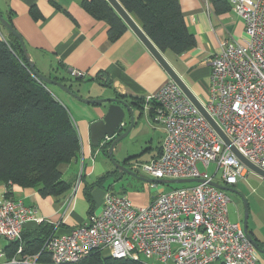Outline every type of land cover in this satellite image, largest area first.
<instances>
[{
	"label": "built area",
	"instance_id": "built-area-1",
	"mask_svg": "<svg viewBox=\"0 0 264 264\" xmlns=\"http://www.w3.org/2000/svg\"><path fill=\"white\" fill-rule=\"evenodd\" d=\"M227 1L242 19L246 38L223 41L221 50L207 59V99L199 102L228 141L169 79L148 98L153 119L165 129L160 153L130 167L151 178L200 181L162 192L142 207L127 195L107 191L102 210L89 214L86 223L49 235L38 253H24L18 245L0 264H42V251L54 263H72L96 249L115 258L144 256L174 264H258L241 221L228 218V195L211 184L232 186L248 174L233 148L264 170V0ZM70 75L84 73L72 70ZM198 163L205 168L214 163L216 169L209 175ZM218 170L222 182L214 179ZM41 220L20 200L0 197V239L19 242L26 223ZM5 254L0 249V256Z\"/></svg>",
	"mask_w": 264,
	"mask_h": 264
},
{
	"label": "crops",
	"instance_id": "crops-1",
	"mask_svg": "<svg viewBox=\"0 0 264 264\" xmlns=\"http://www.w3.org/2000/svg\"><path fill=\"white\" fill-rule=\"evenodd\" d=\"M81 1L0 0V13L11 17L14 28L21 35L30 58L40 73L46 76H51L49 73H53V76L63 77L68 82L74 81L79 89H73V91L78 94L82 93L81 96L84 97H118L117 95H121L118 98L126 101L133 110V122L131 124L130 116L127 115L118 134L126 131L131 125L129 133L143 123L153 124L152 128L155 130L156 125L160 123L153 119L154 114L152 116L148 98L169 81L168 74L129 28L116 40L110 41L106 22L92 17L82 7ZM179 4L184 14V22L194 34L196 43L179 56L169 51H160L196 98L204 102L207 99L210 74L207 59L221 50L225 40L242 43L246 38L244 23L231 8L216 11L215 4L209 0H179ZM32 7H36L39 18L33 19L31 16ZM136 23L139 25L138 22ZM4 35L5 32L0 30V38ZM72 70L84 73L81 80H75L70 75ZM93 85H97L99 89L92 88ZM102 87L110 88L111 93L103 92ZM92 91L95 96L92 95ZM62 94L55 93L67 109L69 107L72 110L71 117L77 127L81 142V151L63 166L64 171L67 167L77 166L80 160L82 164L85 159L89 160L93 155L98 156L102 153L100 149H94L90 142L89 125L92 121L99 119L105 109L103 105L85 103L82 105L78 103L80 101L65 92ZM161 130L160 144L154 147L155 152L144 162L159 154L165 136L163 125ZM152 148L147 147L146 149H150L151 152ZM91 161L92 164L85 168L86 171L79 174V178H64L71 182L72 186L62 198L42 197L35 188L31 187L11 186V195L8 197L20 200L27 207L35 209L37 216L42 219L40 222H27L23 228V234L31 236L30 234L43 224H51L54 234L67 233L74 226L86 223L89 214L99 213L102 210L105 191L127 195V184L123 182L122 176L130 175L124 173L120 177L119 171L114 166L105 165L103 160L99 163L96 158ZM116 161L122 165L124 163ZM82 166L83 164L81 169ZM113 172H116L115 175ZM105 173H110V178L108 177L103 184L94 185L89 189L92 201L90 203L85 196L84 188ZM130 177L140 180L133 176ZM5 191V185L0 184V197L5 194ZM158 194L153 196L148 203ZM248 230L258 245L264 248V234L258 235L259 232L254 226L250 228L249 224ZM7 245L5 240L0 239V249L5 251ZM19 245L23 247L21 242ZM254 254L258 264H264V255L256 249H254ZM139 260L142 264H174L172 260L161 262L144 256H141ZM209 264L222 263L213 261Z\"/></svg>",
	"mask_w": 264,
	"mask_h": 264
},
{
	"label": "trees",
	"instance_id": "trees-1",
	"mask_svg": "<svg viewBox=\"0 0 264 264\" xmlns=\"http://www.w3.org/2000/svg\"><path fill=\"white\" fill-rule=\"evenodd\" d=\"M118 1L159 50L179 56L195 45V36L184 22L179 0ZM209 1L215 4L216 11L230 9L227 0ZM81 5L92 17L106 22L110 41L127 30L125 22L108 1L82 0ZM30 14L33 19L40 17L36 7L30 9ZM2 16L14 27L11 17ZM0 30L5 32L0 38V184L5 185L7 196L11 195L12 185H19L35 188L42 197L62 198L72 186L63 179V166L81 150L78 130L69 110L50 89V84L39 81L30 71L18 38L1 24ZM47 77L61 81L73 90V83L65 78ZM73 78L81 80L82 77ZM150 110L153 116V106ZM108 146L109 142H106L100 151L104 153ZM109 176L110 173H105L86 185L85 196L90 203L89 189L103 184ZM53 233L51 224L39 226L31 236L22 231L21 241L6 246V255L12 256L20 242L24 253H38ZM39 259L42 264H57L46 251L40 252ZM63 264L142 262L128 257L115 258L96 249L76 262Z\"/></svg>",
	"mask_w": 264,
	"mask_h": 264
},
{
	"label": "rangeland",
	"instance_id": "rangeland-1",
	"mask_svg": "<svg viewBox=\"0 0 264 264\" xmlns=\"http://www.w3.org/2000/svg\"><path fill=\"white\" fill-rule=\"evenodd\" d=\"M49 74L53 76V73H49ZM72 83H74L73 89L78 90L79 88H77V86L75 85V82L73 81ZM92 88L99 89L97 85H93ZM102 88H103L102 89L103 92L106 91L107 94L111 93L110 88H107V87H102ZM50 89L54 91V93H59L60 95H63L62 94L63 92L59 90L57 86L50 85ZM81 94L82 93H79L80 96ZM92 95L95 96L94 91H92ZM81 97L90 98V99L103 98V97H84V96H81ZM78 103H82V102H78ZM82 105L84 104L82 103ZM68 109H69V113L72 114L71 113L72 110L69 107ZM152 127H153V124L147 125V123H143V124H140V126H138L137 128L132 129L124 138L119 140L117 144L115 145L113 149L114 159L123 161L126 164V167H129L133 165L134 163L141 164L145 160L150 158V156L155 152L154 147L160 144L161 136H162V130H161L162 124L161 125L157 124L155 130ZM150 140L152 141L150 142ZM147 147H153L152 148L153 150H151L150 152V149L149 150L146 149ZM107 149H104V153H103L104 156L102 153H99L98 156L93 155L94 158L93 157L91 159L89 158V160L85 159V161L82 162L83 164L82 169H81V165H82L81 160L79 161V164L77 166L67 167L63 171V179L64 178L74 179L75 177L79 178V174L83 173L84 170L86 171L85 168H87L89 164H92L91 160L95 158L97 162L100 163V161L103 160L105 165L112 167L113 165L107 158ZM197 166L199 170L201 171H204L206 169L209 175H212L216 169V165L214 163H210L206 168L201 163H198ZM113 173L115 175L116 172H113ZM138 174L142 175L146 179H151V177H149L143 171H141ZM122 178H123V182L127 184L126 185L127 196L135 207L145 206L152 199V197L155 196L156 194L166 192L175 187H180L183 184V183L182 184H162V183L149 182V181H143V180L140 181V180L134 179L127 175H123ZM154 179H157V178H154ZM214 179L216 181L222 182L220 170L216 172ZM166 180H169V179H166ZM228 187L230 188V190H227L225 192L229 197V201L227 205L229 220L232 222H236V221L238 222L242 220L243 214H244V203L246 202L247 208H248L249 227L251 228V226H254L256 231L259 232L258 235L264 234V178L249 169V172L247 175H245V177L239 178L238 182L235 185L228 186ZM5 241L8 244L11 243V241H7V240ZM103 251H105L106 253L108 252L107 250H103ZM6 259H7V256L5 255L2 257L0 256V262L5 261Z\"/></svg>",
	"mask_w": 264,
	"mask_h": 264
},
{
	"label": "water",
	"instance_id": "water-1",
	"mask_svg": "<svg viewBox=\"0 0 264 264\" xmlns=\"http://www.w3.org/2000/svg\"><path fill=\"white\" fill-rule=\"evenodd\" d=\"M112 6V8L118 13V15L125 22L126 26L138 37V39L144 44L147 50L151 53V55L155 58V60L159 63L162 69L168 74L169 78L172 79L179 87L183 90L186 96L196 105L199 111L205 116V118L211 123V125L215 128L217 133L226 141L228 139L216 125V123L211 119V117L206 113L202 105L196 96L192 93V91L188 88V86L184 83L181 77L175 72V70L171 67L165 57L162 55L161 51L157 48V46L147 37L142 28L136 23V21L129 15V13L123 8V6L119 3L118 0H106ZM0 24L7 29L10 33L15 35L21 45L24 56L27 60L28 66L32 74L41 82L45 84H50L57 86L61 91L75 98L76 100L85 103V104H96L103 105V109H105L103 115L90 123L89 131H90V142L93 147L100 149L101 145L104 141L109 142V147L107 149V158L111 162V164L119 171V176L121 177L124 173L130 176L136 177L143 181L149 182H157L162 184H182L186 182H198L199 179H146L142 175L132 171L131 169L125 167L120 162H117L113 157V149L117 142L124 138L128 131L131 128V125L128 127L126 131L121 134H118L120 130V126L123 123L125 117L127 115L130 116L131 124L133 122V110L131 106L118 97H103V98H83L78 93L70 89V87L66 86L61 81L56 79L47 77L41 74L36 68L33 61L30 58L27 47L21 37V35L17 32V30L9 24V22L0 14ZM235 154L239 157V159L253 172L257 173L261 177L264 178V170L258 168L257 166L251 164L247 161L242 155H240L237 150L233 148ZM212 185L215 187L227 191L230 190L228 186L212 182ZM243 229L248 239L253 244L254 249L259 251L264 255V248L260 247L256 240L252 237L251 233L248 230V208L247 203H244V214L242 218Z\"/></svg>",
	"mask_w": 264,
	"mask_h": 264
},
{
	"label": "flooded vegetation",
	"instance_id": "flooded-vegetation-1",
	"mask_svg": "<svg viewBox=\"0 0 264 264\" xmlns=\"http://www.w3.org/2000/svg\"><path fill=\"white\" fill-rule=\"evenodd\" d=\"M106 142H107V141H104V142H103V144H105ZM123 165L125 166L126 164H125V163H123Z\"/></svg>",
	"mask_w": 264,
	"mask_h": 264
},
{
	"label": "bare ground",
	"instance_id": "bare-ground-1",
	"mask_svg": "<svg viewBox=\"0 0 264 264\" xmlns=\"http://www.w3.org/2000/svg\"><path fill=\"white\" fill-rule=\"evenodd\" d=\"M23 231V230H22Z\"/></svg>",
	"mask_w": 264,
	"mask_h": 264
}]
</instances>
